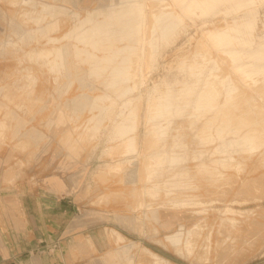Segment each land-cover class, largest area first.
<instances>
[{"label": "rangeland", "instance_id": "rangeland-1", "mask_svg": "<svg viewBox=\"0 0 264 264\" xmlns=\"http://www.w3.org/2000/svg\"><path fill=\"white\" fill-rule=\"evenodd\" d=\"M171 2L0 0V189L27 183L74 201L95 233L87 264H264V145L245 151L217 135L222 94L216 108L196 104L206 80L234 86L237 108L259 120L264 82L243 78L209 35L251 8L253 44L263 42L264 0L206 13ZM136 8L139 37H122L116 20ZM160 8L174 25L166 35L150 27ZM97 23L112 39L82 42Z\"/></svg>", "mask_w": 264, "mask_h": 264}, {"label": "bare ground", "instance_id": "bare-ground-1", "mask_svg": "<svg viewBox=\"0 0 264 264\" xmlns=\"http://www.w3.org/2000/svg\"><path fill=\"white\" fill-rule=\"evenodd\" d=\"M221 1L229 2L230 7H242L248 5L253 0H172L171 3L178 5L184 12H194L197 8L204 10L203 12L206 13L213 9ZM158 4L164 5L162 2ZM163 9L164 8H160L158 13H151V17L153 19L150 27L159 30L162 35H166L171 31L174 25L170 20L171 14L168 12H163ZM132 11L133 12L131 15L117 18L116 23L123 24L122 37H126L128 39H138L140 32L139 20L142 10L136 8ZM244 13L246 16L240 23H238V25H234L231 28L229 27L226 30L212 32L209 36L214 37L213 42L216 49H221L225 54L231 57V60L234 62L235 70L239 72L243 78L252 79L254 76L258 75L261 77L260 81L264 82V41H259L256 43V45L253 44L252 37H254L253 32L256 26L254 12L251 8H247ZM240 26H242V30L239 29ZM230 29H232V31ZM78 38L82 42L90 43L91 45H101L104 41L111 40L112 35L110 30L106 28V25L97 23L92 25L87 31L83 32L82 35H79ZM242 38L244 39V42L241 41ZM233 42H238L240 44L249 43L252 48L243 50L242 47L233 46ZM242 53H246L245 61L241 60L243 58ZM88 57L90 59L97 60L94 55H89ZM248 57H250L252 60L249 59L247 61L246 58ZM124 59L127 61L129 60V58ZM124 59H121V64L125 63ZM107 61L112 60L109 59ZM123 68L124 67H120L117 63H115L113 66L112 71L116 80H118L119 77L123 75L121 73V69ZM258 80L259 79L254 81L258 82ZM218 82L222 83L220 80ZM213 83V81L209 82L208 80L204 82V85L202 86L204 87V90L202 93H200V95H198L196 104L198 108H216L219 95H223V101L219 103V107L221 105V108H229L223 114L222 121L219 122L215 127L217 135L219 137H223V134H232L234 136L233 142H235L236 145L245 151H251L254 148H260L263 146L264 110H260V115L258 116L259 120L248 121L249 118L247 117L246 113L237 108L232 97V92L234 91L235 87H226L223 85L224 87L222 90H217L215 87H212ZM163 106L166 108L165 105ZM158 109L159 108H157L156 112H158ZM214 122L215 121H212V119H207V128L210 129ZM255 128H259L260 130H255ZM124 131L125 129L123 130V133ZM207 138L209 137L207 136ZM259 155H264V150L259 153ZM245 181L246 180L243 179L242 182ZM165 237L172 244L178 243L180 241V234H168ZM196 240L197 236L193 235V230H188V237L183 242L187 251H191L193 249V244ZM144 249L151 255L154 261L162 259V257L158 254L148 250L147 248Z\"/></svg>", "mask_w": 264, "mask_h": 264}, {"label": "crops", "instance_id": "crops-1", "mask_svg": "<svg viewBox=\"0 0 264 264\" xmlns=\"http://www.w3.org/2000/svg\"><path fill=\"white\" fill-rule=\"evenodd\" d=\"M77 209L47 188L0 189V264H87L95 233Z\"/></svg>", "mask_w": 264, "mask_h": 264}]
</instances>
